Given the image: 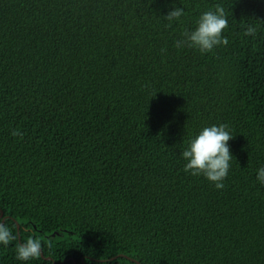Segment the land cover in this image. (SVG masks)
<instances>
[{"label": "trees", "instance_id": "1", "mask_svg": "<svg viewBox=\"0 0 264 264\" xmlns=\"http://www.w3.org/2000/svg\"><path fill=\"white\" fill-rule=\"evenodd\" d=\"M217 4L229 44L175 47ZM213 124L220 190L180 156ZM261 166L264 0H0V214L43 241L28 264H264Z\"/></svg>", "mask_w": 264, "mask_h": 264}, {"label": "clouds", "instance_id": "2", "mask_svg": "<svg viewBox=\"0 0 264 264\" xmlns=\"http://www.w3.org/2000/svg\"><path fill=\"white\" fill-rule=\"evenodd\" d=\"M186 15L183 7L173 5L164 17L170 25L180 22ZM229 27L225 8L217 4L214 10L203 12L191 31H185L183 37L175 41L177 48L190 47L202 54L212 52L219 46H227L229 40L224 32ZM245 36L255 38L257 28L251 24L246 27ZM17 135V133H13ZM233 139L232 132L227 124H213L203 127L198 134L192 137L187 147L180 153L185 161L184 171L193 176H203L218 190L225 187L231 162L234 159L229 141ZM256 180L264 185V166L256 169ZM20 240L16 246V260L28 264L39 259L44 254V243L34 234L23 240L19 233L13 231L11 218L0 215V246L8 247L11 242Z\"/></svg>", "mask_w": 264, "mask_h": 264}, {"label": "water", "instance_id": "3", "mask_svg": "<svg viewBox=\"0 0 264 264\" xmlns=\"http://www.w3.org/2000/svg\"><path fill=\"white\" fill-rule=\"evenodd\" d=\"M0 215H2V212H1V214ZM57 234L56 233H54V234H52L51 235V237L52 238H54V236H56ZM125 258H127L126 256H124ZM46 260H50V258H45ZM127 259H129V258H127ZM130 261H132V262H135L136 264H140V263H138V262H136V261H134L133 259H129ZM53 264H55V263H53Z\"/></svg>", "mask_w": 264, "mask_h": 264}]
</instances>
